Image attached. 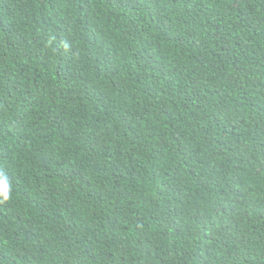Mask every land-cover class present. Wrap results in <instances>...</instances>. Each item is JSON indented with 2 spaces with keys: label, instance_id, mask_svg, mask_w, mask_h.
<instances>
[{
  "label": "trees",
  "instance_id": "trees-1",
  "mask_svg": "<svg viewBox=\"0 0 264 264\" xmlns=\"http://www.w3.org/2000/svg\"><path fill=\"white\" fill-rule=\"evenodd\" d=\"M0 179V264H264V0H0Z\"/></svg>",
  "mask_w": 264,
  "mask_h": 264
},
{
  "label": "clouds",
  "instance_id": "clouds-1",
  "mask_svg": "<svg viewBox=\"0 0 264 264\" xmlns=\"http://www.w3.org/2000/svg\"><path fill=\"white\" fill-rule=\"evenodd\" d=\"M8 184L6 180L0 179V197H6V192L8 191Z\"/></svg>",
  "mask_w": 264,
  "mask_h": 264
},
{
  "label": "flooded vegetation",
  "instance_id": "flooded-vegetation-1",
  "mask_svg": "<svg viewBox=\"0 0 264 264\" xmlns=\"http://www.w3.org/2000/svg\"><path fill=\"white\" fill-rule=\"evenodd\" d=\"M208 86V85H207Z\"/></svg>",
  "mask_w": 264,
  "mask_h": 264
}]
</instances>
